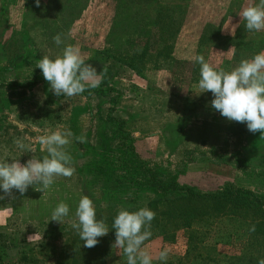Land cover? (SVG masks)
I'll list each match as a JSON object with an SVG mask.
<instances>
[{"label": "rangeland", "instance_id": "374dc122", "mask_svg": "<svg viewBox=\"0 0 264 264\" xmlns=\"http://www.w3.org/2000/svg\"><path fill=\"white\" fill-rule=\"evenodd\" d=\"M253 2L41 0L37 7L35 0H0V160L42 157L38 138L58 128L87 140L69 147L73 176L56 178L45 192L30 186L23 196L14 189L15 199L0 200V264H127L123 249L112 247L114 218L121 207H145L158 181L196 196L230 185L264 197V138L211 107L213 94L197 86L195 59L203 55L231 71L264 51V31L247 32L238 14ZM60 33L64 43L57 46ZM68 44L79 45L98 73L104 68L102 82L57 97L36 64ZM84 195L110 230L92 248L71 227ZM189 199L153 210V235L144 245L152 264H236L229 259L240 255L247 235L231 205ZM61 201L70 206L63 224L50 221ZM198 208L209 224L176 223ZM197 230L203 239L191 248L188 237ZM165 247L162 262L156 257Z\"/></svg>", "mask_w": 264, "mask_h": 264}, {"label": "clouds", "instance_id": "9594fccd", "mask_svg": "<svg viewBox=\"0 0 264 264\" xmlns=\"http://www.w3.org/2000/svg\"><path fill=\"white\" fill-rule=\"evenodd\" d=\"M35 2L39 7L41 0ZM238 14L242 21L246 22L247 32L264 31V0H254ZM63 35L60 33L53 37L57 46L64 43ZM195 59L201 65L197 86L201 93L213 94L211 107L229 121L246 122L250 132H260L264 138V51L250 59H243L231 71L217 69L206 61L203 55ZM36 67L50 83V91L57 97L65 95L66 98L97 88L102 82L100 77L104 72V68L98 73L94 66L86 63L79 45L73 44L65 46L62 54L55 58L44 55L37 61ZM38 139L42 146L41 152L45 153L42 157L33 155L26 163H21L16 158H12L11 162L9 159L0 160V190L4 193L0 195V200L15 199L14 189L23 196L30 186L36 191L45 192L56 178L71 177L75 174V161L69 147L73 140L87 142L85 136H76L68 128H58ZM15 143L20 149L26 148L22 139H17ZM69 213V204L61 201L52 211L50 221L63 224ZM155 216L156 213L147 206L135 211L124 207L118 210L112 224V229L115 230L112 247L123 249L127 264H152L153 256L144 245L153 235L151 228ZM75 217L71 227L84 242V247H95L100 242L98 238L106 236L110 231L106 219H97L96 205L88 195L80 198ZM251 231H255V226ZM31 238L32 236L28 239ZM168 257L169 250L165 247L156 259L166 262ZM258 264H264V258L260 259Z\"/></svg>", "mask_w": 264, "mask_h": 264}, {"label": "trees", "instance_id": "16d2710c", "mask_svg": "<svg viewBox=\"0 0 264 264\" xmlns=\"http://www.w3.org/2000/svg\"><path fill=\"white\" fill-rule=\"evenodd\" d=\"M155 185L156 196L146 204L151 210H156L165 203H176L180 200L189 198L197 200L213 198L215 200H221V205H231L230 215L234 216L237 222L241 224L237 229L245 233L247 239L242 247L240 255L232 259L230 258L229 260L235 261L236 264H258V261L264 258V197L241 188L231 190L230 185H226L225 188L221 190V194H202L200 196H196L189 188L182 189L175 186L173 183L165 184L158 181ZM174 192L178 193V197L173 196L172 193ZM126 209L131 211L136 210L132 207H126ZM206 213L207 211L198 208L189 214V219L185 216L183 217V215H179L178 218H176V223L184 228H192L194 225H207L210 223V218H207L210 215ZM253 226H255V231H251ZM202 239L203 232L198 230L192 231L188 237L189 247L197 248L196 244ZM189 255H191L190 251L187 252V258Z\"/></svg>", "mask_w": 264, "mask_h": 264}]
</instances>
